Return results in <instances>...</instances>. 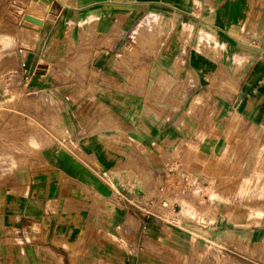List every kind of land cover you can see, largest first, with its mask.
Listing matches in <instances>:
<instances>
[{"label":"crops","instance_id":"1","mask_svg":"<svg viewBox=\"0 0 264 264\" xmlns=\"http://www.w3.org/2000/svg\"><path fill=\"white\" fill-rule=\"evenodd\" d=\"M0 74V264H264V212L223 203L264 200L236 191L264 146V0H0ZM175 155L210 197L185 228L138 208Z\"/></svg>","mask_w":264,"mask_h":264},{"label":"built area","instance_id":"2","mask_svg":"<svg viewBox=\"0 0 264 264\" xmlns=\"http://www.w3.org/2000/svg\"><path fill=\"white\" fill-rule=\"evenodd\" d=\"M159 174L157 195L139 203L143 215L176 228H185V222L202 223L195 205L210 199L206 183L184 169L179 155L163 164ZM184 198L192 201L183 202Z\"/></svg>","mask_w":264,"mask_h":264},{"label":"rangeland","instance_id":"3","mask_svg":"<svg viewBox=\"0 0 264 264\" xmlns=\"http://www.w3.org/2000/svg\"><path fill=\"white\" fill-rule=\"evenodd\" d=\"M2 77V74H0V78ZM11 97L9 93H5L4 90H0V146H3L10 137L9 128H7L4 124L5 116L9 112H19L20 111V104L19 99H15V97L12 98V100H8ZM32 111L36 112V107H31ZM33 124V123H32ZM30 130H34L35 127L33 125H30ZM63 136L61 134L60 141L62 142ZM39 141H41V138H39ZM40 146L36 144V142H28V147L31 148V150L38 149ZM5 154L0 153V158ZM12 155V154H11ZM20 159L21 154H15ZM255 156L256 161V168L252 170V173L248 174L246 176L245 183L242 185L241 189L237 192L239 193H251L253 197H264V146L262 149L253 154ZM227 170H224V181H228L233 179L234 177H239L242 175V169H235L231 170L234 174L229 177ZM226 205H230L231 209H237L242 211H248L252 212L255 215H261L264 212V200H237V201H224Z\"/></svg>","mask_w":264,"mask_h":264},{"label":"water","instance_id":"4","mask_svg":"<svg viewBox=\"0 0 264 264\" xmlns=\"http://www.w3.org/2000/svg\"><path fill=\"white\" fill-rule=\"evenodd\" d=\"M26 19L27 20H30V21H34L32 18H30L29 16H26Z\"/></svg>","mask_w":264,"mask_h":264}]
</instances>
